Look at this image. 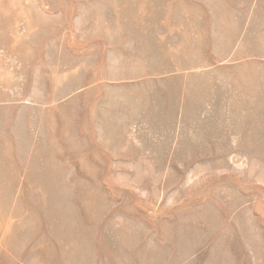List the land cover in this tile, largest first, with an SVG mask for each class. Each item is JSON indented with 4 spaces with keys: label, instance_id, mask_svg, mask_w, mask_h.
Wrapping results in <instances>:
<instances>
[{
    "label": "rangeland",
    "instance_id": "374dc122",
    "mask_svg": "<svg viewBox=\"0 0 264 264\" xmlns=\"http://www.w3.org/2000/svg\"><path fill=\"white\" fill-rule=\"evenodd\" d=\"M0 141V264H264V0H0Z\"/></svg>",
    "mask_w": 264,
    "mask_h": 264
},
{
    "label": "bare ground",
    "instance_id": "6f19581e",
    "mask_svg": "<svg viewBox=\"0 0 264 264\" xmlns=\"http://www.w3.org/2000/svg\"><path fill=\"white\" fill-rule=\"evenodd\" d=\"M0 147H1V141H0ZM9 154L7 153V154H4V155H0V160H2V158H4L5 156H8ZM8 185V184H7ZM6 185V186H7Z\"/></svg>",
    "mask_w": 264,
    "mask_h": 264
}]
</instances>
